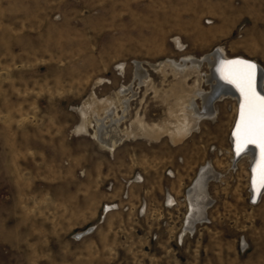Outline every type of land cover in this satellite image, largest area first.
I'll return each mask as SVG.
<instances>
[{"label":"rangeland","instance_id":"374dc122","mask_svg":"<svg viewBox=\"0 0 264 264\" xmlns=\"http://www.w3.org/2000/svg\"><path fill=\"white\" fill-rule=\"evenodd\" d=\"M217 46L264 70V0H0V264H264V192L252 200L249 161L231 162L235 98L171 133L214 81L205 60L181 72L166 60ZM109 103L125 133L113 150L94 136ZM205 163L219 173L209 222L184 231ZM120 177L146 178L148 216L103 211Z\"/></svg>","mask_w":264,"mask_h":264},{"label":"bare ground","instance_id":"6f19581e","mask_svg":"<svg viewBox=\"0 0 264 264\" xmlns=\"http://www.w3.org/2000/svg\"><path fill=\"white\" fill-rule=\"evenodd\" d=\"M233 58H236V60H233ZM204 59H207L208 64H210V70H211L210 74L205 75L206 81L209 82H212V80L214 81V83L212 82L211 84V90L203 91L201 88L198 87L195 89V91L193 92L194 95L189 96V99L187 100L186 104L183 106V108H181L182 111V113L180 114L181 118L180 117L178 118V122L174 127L175 129L171 133H173L175 137H181L187 135L192 129L197 128L199 121L201 119L215 117L217 111L215 109L214 102L218 101L219 99L225 98L227 96L231 98H235L237 102L236 114L233 125L231 127V137H230V141H231L230 145L232 151L231 162L235 163L243 157L247 158V160L249 161V169H248L249 172L248 187L250 189L249 196L250 197L254 196V200L256 199L258 200L261 197V194L263 195L264 188H261L259 185L254 186L253 181L255 178L258 177L261 165L264 164V150H262V146L259 141H257V143L254 144H245L243 143L242 138L238 134L237 126L241 123V105L244 103V95L236 83H233L231 82L230 79L225 78L227 72L224 69V65L227 61H247L254 64L255 71L253 78V88L255 89L256 93H258L260 96H264V88L262 86L264 81V70L263 68H261L262 66H260V64L257 61L251 58L242 55L229 56L226 53V50L225 48H223V46H217L213 51L206 53L201 57H195L193 55H185L184 57H182L181 61L167 59L166 63L170 65L174 70L181 72L189 68L198 70ZM123 90H126V88H124ZM196 96H199L202 99V108H199L194 103V99ZM127 100H128L127 97L123 99L122 116H125L128 110ZM104 113H105L104 115L102 114L103 117H99L98 115L95 114L96 128H94L95 129L94 136L107 149L113 150L115 149L117 144L121 143V141L124 139L125 133H122L118 128L120 116L119 113H116V107L114 104L109 103L105 108ZM114 114H116L117 117L115 116L114 118ZM237 114H238V118H237ZM106 118H108L110 122L108 124L106 123V125L102 124V122ZM236 118H237V123L235 128L233 129ZM204 165L201 166L200 171L198 172L192 185L190 187L188 186L189 188L186 191L187 192L186 199L188 200V205H189L188 209H190L188 212L190 214L186 218L188 224L184 228V231L189 230L192 232V230L194 229V224H193V222H195L194 219L197 221V220H201V218L202 219L205 218L204 210L206 209L207 205L210 204L209 196L206 193L207 183L210 180V178L216 179L219 177V173L215 171L211 163H207L205 166ZM193 212H195L197 216L194 215ZM81 235L83 234L79 232V234L75 236L78 237Z\"/></svg>","mask_w":264,"mask_h":264},{"label":"snow or ice","instance_id":"6c2138e0","mask_svg":"<svg viewBox=\"0 0 264 264\" xmlns=\"http://www.w3.org/2000/svg\"><path fill=\"white\" fill-rule=\"evenodd\" d=\"M224 69L227 72L225 78L236 83L244 95L238 134L243 143L254 144L259 141L264 150V96H260L253 88L255 65L247 61H227ZM253 184L264 188V164Z\"/></svg>","mask_w":264,"mask_h":264},{"label":"crops","instance_id":"0c3cea01","mask_svg":"<svg viewBox=\"0 0 264 264\" xmlns=\"http://www.w3.org/2000/svg\"><path fill=\"white\" fill-rule=\"evenodd\" d=\"M129 182V183H128ZM111 185L110 187L107 189L108 193L107 195L109 196L110 194H112V196L109 198L108 196L105 198L106 200H104V204H107L106 201H110V203L112 202L114 204V207L111 211H120L122 213H130L133 212L134 207H136L138 209V207H142V215L143 217H146L149 215V211H150V207L155 204L151 199L149 194H147L145 192L144 186L146 184V178L142 177V180H137L133 179L131 181H128L127 178H118L117 180L111 181L109 182ZM128 183V184H127ZM137 186H142V193H141V197H137V198H133L132 196V192L133 189ZM207 190H208V194L211 197L210 194V190H209V186L207 183ZM124 193H126V196H124ZM166 200L168 202L175 201V196L173 194L168 193V197L165 198L163 196L158 197L157 199V204L158 206L161 205H169L166 204ZM106 202V203H105ZM210 205V204H209ZM209 205H207L206 209H205V220H201V221H196L195 225L196 226L199 222L200 223H204V222H209V210L208 207ZM188 211H186L185 213L187 214ZM186 214H185V218H186ZM194 215H197L195 212H193Z\"/></svg>","mask_w":264,"mask_h":264},{"label":"built area","instance_id":"2783aa9c","mask_svg":"<svg viewBox=\"0 0 264 264\" xmlns=\"http://www.w3.org/2000/svg\"><path fill=\"white\" fill-rule=\"evenodd\" d=\"M208 21V20H207ZM124 196H126V193H124ZM114 207V204H104L103 206V211L105 213L109 212L110 210H112Z\"/></svg>","mask_w":264,"mask_h":264},{"label":"water","instance_id":"95a60500","mask_svg":"<svg viewBox=\"0 0 264 264\" xmlns=\"http://www.w3.org/2000/svg\"><path fill=\"white\" fill-rule=\"evenodd\" d=\"M205 61H207V59H204ZM233 60H236V58H233ZM237 118H238V114H237ZM237 118H236V121H235V124H234V126H233V129L235 128V126H236V123H237Z\"/></svg>","mask_w":264,"mask_h":264}]
</instances>
